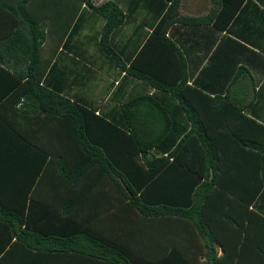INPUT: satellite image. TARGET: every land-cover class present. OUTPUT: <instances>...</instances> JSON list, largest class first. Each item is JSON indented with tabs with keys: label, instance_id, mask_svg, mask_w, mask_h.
Here are the masks:
<instances>
[{
	"label": "trees",
	"instance_id": "1",
	"mask_svg": "<svg viewBox=\"0 0 264 264\" xmlns=\"http://www.w3.org/2000/svg\"><path fill=\"white\" fill-rule=\"evenodd\" d=\"M164 1L170 4L139 49L164 42L155 75L136 66L140 52L125 68L111 51L107 37L123 18L116 4H88L102 18L101 49L159 90L106 110L46 81L50 57L41 58V44L50 34L57 49L73 16L47 25L29 18V0H0V20L10 24L0 33V264H197L202 252L209 264H249L260 252L264 264V251L250 245L264 235V216L248 208L264 195V125L197 87L199 77L187 84L177 73L171 60L180 52L164 31L199 19L174 18L175 0ZM219 1L226 4L215 17L225 12L228 21L252 0ZM193 98H222L227 115L214 104L218 118L204 121V104ZM177 109L188 121L177 122ZM225 132L248 152L228 160ZM195 233L221 253L189 245Z\"/></svg>",
	"mask_w": 264,
	"mask_h": 264
},
{
	"label": "crops",
	"instance_id": "2",
	"mask_svg": "<svg viewBox=\"0 0 264 264\" xmlns=\"http://www.w3.org/2000/svg\"><path fill=\"white\" fill-rule=\"evenodd\" d=\"M106 1L116 4L123 14L120 25L112 29L107 37L109 47L117 59L126 68L140 52V57H136L137 67L151 68L149 71L154 75L162 71L166 52L161 39H157L142 52L139 49L170 4L169 1L29 0L26 9L32 21L41 20L47 25L56 24L58 27L64 25L70 15L73 16L57 49L53 50V38L50 34L41 44V58L50 57L46 67V81L52 88L79 103L106 106L107 110L109 107L119 106L135 94L147 90L148 94L155 96L159 94V90L149 87L143 80L116 66L113 57L101 49L99 38L102 18L88 4L97 6ZM225 4L219 0H175L174 18L191 17L199 19V23L190 22L188 26L175 21L167 26L163 37L172 41L180 52L177 57L173 55L171 62L177 65V73L181 68L187 84L199 77L197 87L210 92H207L210 96H226L228 101L240 107L243 115L264 125V0L243 2L228 21L225 12L222 17H215ZM226 21L223 30L214 28L216 24ZM9 25L0 20V33L6 31ZM99 79L104 81L103 85H98ZM190 100L193 104H204V121L218 118L212 109L214 104L225 107L224 114L227 115L228 105L222 98ZM185 121L188 120L184 112L177 109V122L182 124ZM223 131L227 129L224 128ZM224 138V152L231 155L228 160L236 153L248 152L246 147L242 148L235 143V137L229 133L225 132ZM248 208L264 216V195L257 194ZM195 235L189 245H216V254L221 253L218 243H207L197 233ZM254 236L256 238L250 245H257L259 251H264V235L258 233ZM223 239L227 242L224 245H234L228 238ZM259 254L260 252L253 255L248 263L262 264L263 257ZM244 256L247 258V254ZM209 263L202 252L197 264Z\"/></svg>",
	"mask_w": 264,
	"mask_h": 264
},
{
	"label": "rangeland",
	"instance_id": "3",
	"mask_svg": "<svg viewBox=\"0 0 264 264\" xmlns=\"http://www.w3.org/2000/svg\"><path fill=\"white\" fill-rule=\"evenodd\" d=\"M99 77H101V76H99ZM97 83H98V85H103L104 84V81L101 80V79H99V81Z\"/></svg>",
	"mask_w": 264,
	"mask_h": 264
}]
</instances>
